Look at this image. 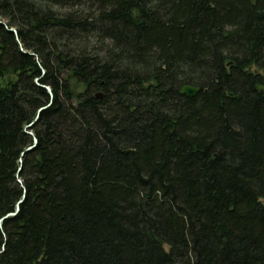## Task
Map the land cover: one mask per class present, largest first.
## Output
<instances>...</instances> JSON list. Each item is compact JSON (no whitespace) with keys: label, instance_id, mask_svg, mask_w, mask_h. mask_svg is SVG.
I'll return each mask as SVG.
<instances>
[{"label":"trees","instance_id":"obj_1","mask_svg":"<svg viewBox=\"0 0 264 264\" xmlns=\"http://www.w3.org/2000/svg\"><path fill=\"white\" fill-rule=\"evenodd\" d=\"M0 21V264H264V0Z\"/></svg>","mask_w":264,"mask_h":264},{"label":"water","instance_id":"obj_2","mask_svg":"<svg viewBox=\"0 0 264 264\" xmlns=\"http://www.w3.org/2000/svg\"><path fill=\"white\" fill-rule=\"evenodd\" d=\"M0 23L4 24V25L6 26V24H5L4 22L0 21ZM8 30H9L10 32H12V33L15 34L16 39H17V41H18V43H19L21 49H23V46H21V43H20V41H19L18 38H17V32H16V29H15V28H8ZM23 50H24V49H23ZM24 52H26V53H30V52H28L27 50H24ZM30 54L33 55V53H30ZM47 89L49 90L50 94L53 95V94H52V90H51V88H50V87H47ZM200 89H201V88L198 87V86L184 85L183 88H182V93L187 94V95H189V96H194V95H196V94L200 91ZM259 89L264 93V86H263V85H259ZM98 96H101V94H98ZM47 106H48V105H47ZM47 106L42 107V108L40 109V111H41L42 109L46 108ZM38 120H39V115L36 117V119H35L30 125H28V128H32ZM29 133H30L31 135H33V137H34V144H33V145H30V146L25 150V152H28V151L33 150V149L35 148L36 144H37V141H38L37 138H36V136L34 135V133H33L32 131H29ZM25 152H24V153H25ZM19 169H20V168H19ZM19 182L21 183V180H20V179H19ZM23 188H24V192H25V187L23 186ZM23 200H24V197L21 198V199H19V200L17 201V203H16L15 210H14L13 212H9V213H7L4 217H2V218L0 219V227L2 226V220H3L5 217L15 215V214L18 212V210H19V204H20L21 202H23Z\"/></svg>","mask_w":264,"mask_h":264}]
</instances>
